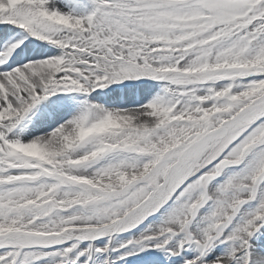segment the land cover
<instances>
[{"label":"snow or ice","instance_id":"1","mask_svg":"<svg viewBox=\"0 0 264 264\" xmlns=\"http://www.w3.org/2000/svg\"><path fill=\"white\" fill-rule=\"evenodd\" d=\"M0 264H264V0H0Z\"/></svg>","mask_w":264,"mask_h":264}]
</instances>
